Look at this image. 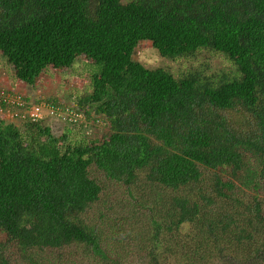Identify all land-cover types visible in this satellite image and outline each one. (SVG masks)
Here are the masks:
<instances>
[{"label":"trees","instance_id":"16d2710c","mask_svg":"<svg viewBox=\"0 0 264 264\" xmlns=\"http://www.w3.org/2000/svg\"><path fill=\"white\" fill-rule=\"evenodd\" d=\"M0 60L32 91L82 61L107 128L0 117V264H264V0H0Z\"/></svg>","mask_w":264,"mask_h":264},{"label":"rangeland","instance_id":"374dc122","mask_svg":"<svg viewBox=\"0 0 264 264\" xmlns=\"http://www.w3.org/2000/svg\"><path fill=\"white\" fill-rule=\"evenodd\" d=\"M136 60H138L140 63H142L145 67L148 68H166V69H172V72L176 75L179 74L180 71L184 70L186 68V65H184L183 60H179L176 62H172L170 60H165L161 58L158 55V52L152 48V46L148 43H141L139 47L136 49ZM205 59L204 65H208L207 70L209 72H213L215 70L225 68L227 67V64L223 63L220 58H207L206 56L203 57ZM202 59V60H203ZM87 69L83 65L82 61H76L72 68L64 71H55L48 69L43 73V76L41 79L38 80V87L37 89H34L33 91L30 90V88H23L22 85L19 86V90H17L14 85V76L12 69L9 66H5L4 63L0 60V76L2 78H6L8 80V84L10 87L14 90L19 91L20 93L27 94L29 96L30 102H34L35 98L37 96L41 98H46L50 100H58L65 103H71L72 101L70 98H73L74 96H78L83 85L87 84L88 77L87 72L84 73L83 70ZM0 85H5L3 82H0ZM22 91V92H21ZM25 92V93H24ZM83 93V92H82ZM31 94V95H29ZM76 96V97H77ZM69 97V98H68ZM68 98V99H66ZM4 122H8L6 119L3 120ZM19 125V124H18ZM48 125L51 128L52 133H56L59 135V133L67 132L66 129L69 128L62 123L59 122H49ZM24 125L19 126L21 129ZM72 132L70 133V139L74 141H79L82 139V133L77 131L75 128H72ZM107 131V128H97V126L91 125V128L88 129L89 134H93L92 136H98L100 134H103ZM101 183L104 187V194L103 198L108 200L110 197L122 194V189L119 187H116L115 185L111 184L110 182H107L105 179L101 180ZM98 208H102L106 210V203H103V205L98 204ZM115 222V221H114ZM219 263V262H217Z\"/></svg>","mask_w":264,"mask_h":264},{"label":"built area","instance_id":"2783aa9c","mask_svg":"<svg viewBox=\"0 0 264 264\" xmlns=\"http://www.w3.org/2000/svg\"><path fill=\"white\" fill-rule=\"evenodd\" d=\"M75 107L72 102H47L44 99L30 102L19 91L8 85H0V117L16 126L45 121L47 123L59 122L71 128L83 126L88 131L92 122H86L85 114Z\"/></svg>","mask_w":264,"mask_h":264},{"label":"crops","instance_id":"0c3cea01","mask_svg":"<svg viewBox=\"0 0 264 264\" xmlns=\"http://www.w3.org/2000/svg\"><path fill=\"white\" fill-rule=\"evenodd\" d=\"M0 82H3V84L8 85V86L10 87V85L8 84V80H6V78H2V79H1V76H0ZM14 84H15V82H14ZM14 86H15V85H14ZM14 86H13V87H14ZM18 88H19V86H18L16 89L19 90L20 88H19V89H18ZM23 88H24V87H23ZM19 91H20V90H19ZM21 92H22V91H21ZM24 93H25V92H24ZM25 94H26V93H25ZM26 95H27V94H26ZM29 95H31V94H29Z\"/></svg>","mask_w":264,"mask_h":264}]
</instances>
